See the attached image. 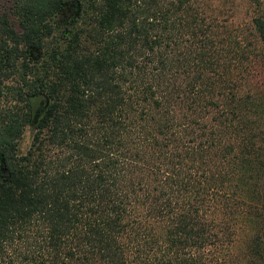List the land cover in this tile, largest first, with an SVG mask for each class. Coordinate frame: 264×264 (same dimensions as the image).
Segmentation results:
<instances>
[{
	"label": "trees",
	"instance_id": "16d2710c",
	"mask_svg": "<svg viewBox=\"0 0 264 264\" xmlns=\"http://www.w3.org/2000/svg\"><path fill=\"white\" fill-rule=\"evenodd\" d=\"M6 1L0 264H214L242 223L264 264V15L246 33L201 0Z\"/></svg>",
	"mask_w": 264,
	"mask_h": 264
},
{
	"label": "rangeland",
	"instance_id": "374dc122",
	"mask_svg": "<svg viewBox=\"0 0 264 264\" xmlns=\"http://www.w3.org/2000/svg\"><path fill=\"white\" fill-rule=\"evenodd\" d=\"M204 1L208 7H212L214 11H218L221 16L226 17L229 23L239 24L244 27L246 33L248 32L247 26L251 24L252 17L257 14L264 15V0H201ZM8 5V1L0 0V13ZM235 24V25H236ZM246 27V28H245ZM256 50L253 52V63H252V79L253 85L258 87H264V46L258 41L256 44ZM40 53H42L40 51ZM39 97L33 104V109L36 110L39 105ZM35 115V116H36ZM33 133L32 122L27 124L23 135L19 140L20 150H25L31 140ZM264 187V186H263ZM264 190V188L262 189ZM264 193V191H263ZM247 198V197H245ZM246 200H249L247 198ZM250 225L242 223L238 226L234 239L229 241L226 246L219 250L214 256V264H246L244 259L241 258L245 251V243L250 234Z\"/></svg>",
	"mask_w": 264,
	"mask_h": 264
}]
</instances>
